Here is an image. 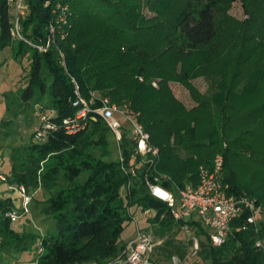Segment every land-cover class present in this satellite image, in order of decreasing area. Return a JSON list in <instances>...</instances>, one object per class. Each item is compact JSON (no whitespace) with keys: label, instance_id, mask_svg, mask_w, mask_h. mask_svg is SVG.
Here are the masks:
<instances>
[{"label":"trees","instance_id":"1","mask_svg":"<svg viewBox=\"0 0 264 264\" xmlns=\"http://www.w3.org/2000/svg\"><path fill=\"white\" fill-rule=\"evenodd\" d=\"M229 4L230 0H25L27 12L19 18L23 38L45 46L54 36L50 46L39 51L12 37L15 16L8 0H0V67L6 60L4 51L16 62L27 60L18 87L1 94L6 117L0 127L10 133V126L28 108L46 115L55 126L39 140L32 133L0 165L9 185L32 194L31 208L51 219L53 227L42 238L19 235L5 216L13 202L0 197L1 249L20 253L38 244L42 253L37 252V264L112 263L128 242L122 241L127 224L150 209L154 216L149 221L159 224L161 237L183 231V226L195 232L199 250L194 264H264V254L254 245L264 228L260 234L252 227L242 230L246 214L230 224L224 244L213 247L200 223L175 222L167 205L146 187V180L155 177H166L161 181L169 189L196 185L199 168H210L213 157L222 154V182L228 192L255 199L264 211V40H257V26H264V20L251 26L242 50H235L238 45L221 46L216 43L219 16ZM144 6L155 15H144ZM169 8L173 12L168 15ZM61 15L65 23L50 33ZM234 52L237 57H227ZM199 78L208 83L204 94L192 83ZM171 83L187 89L196 105L187 109L174 96ZM76 92L87 101L94 94L120 108L125 105L126 114L159 150L154 166L133 158L128 131L123 130L117 143L94 114H88L83 129L67 134L62 122L77 113L72 107ZM99 105L95 101L92 107ZM111 136L118 150L114 159ZM235 159L247 161L243 173L236 172ZM132 167L134 176L124 171ZM251 167L257 172L251 174ZM37 191L41 200L33 196ZM163 246L159 250L167 259L174 252L180 257L187 252L170 238Z\"/></svg>","mask_w":264,"mask_h":264},{"label":"built area","instance_id":"2","mask_svg":"<svg viewBox=\"0 0 264 264\" xmlns=\"http://www.w3.org/2000/svg\"><path fill=\"white\" fill-rule=\"evenodd\" d=\"M23 0H8L9 5L14 6V23L11 29L13 38L20 39L28 45H32L39 51H45L50 46L54 36L49 37L45 46L33 45L31 42L23 38L20 32L19 18L24 16L22 11ZM60 9V6H58ZM24 9H27L26 5ZM65 23L62 15L58 18L55 25L50 26V33L54 34L55 26ZM90 100L83 99L76 92V99L72 102V107L77 109V113L72 118L64 119L62 127L67 134H75L86 126L88 114H94V118L100 117L113 133L116 142L121 139L124 125L116 115L120 114L128 122V136L133 144V158L141 159V163L149 168L153 167L159 157L158 148L152 146L149 141V134L144 131L143 127L131 116L126 114L125 109L111 104L108 98L96 97L94 94ZM95 101L100 105L93 108L92 104ZM93 118V117H92ZM93 118V119H94ZM42 129L37 130L35 140L43 138L45 131L53 129L55 126L49 122V117L46 115L40 116ZM119 160L123 158L120 155ZM133 176L135 175L134 167L129 170ZM4 180L2 177H0ZM166 180V177H155L154 181L147 179L146 187L150 194L156 199L164 202L175 222L188 221L195 219L208 232L211 245L220 247L224 244L230 224L238 219L243 214H246L242 230L252 227L256 233L261 232L264 228V211L261 205L257 204L255 199L246 195H235L229 193V186L222 182L223 180V158L217 155L210 168L201 166L198 171V182L196 185L187 184L185 187L175 186L174 189H169L161 181ZM16 193L22 198L20 211L10 210L5 213V216L11 222H15L21 216L28 212V204L30 198L24 187H13ZM153 217L154 212L150 209L133 217L132 221L135 225V237L128 241L120 257L114 262L108 264H154L151 261V256L155 248L161 244L159 241H153L150 234L139 227L138 217ZM260 224V226H259ZM183 231L189 232L186 226H183ZM255 247L264 254V236L258 237L254 243ZM192 256L199 250L198 240L192 238L190 245ZM176 264V263H174Z\"/></svg>","mask_w":264,"mask_h":264},{"label":"rangeland","instance_id":"3","mask_svg":"<svg viewBox=\"0 0 264 264\" xmlns=\"http://www.w3.org/2000/svg\"><path fill=\"white\" fill-rule=\"evenodd\" d=\"M164 0H161L163 3ZM22 11L24 13L27 12V9H24L25 0L22 1ZM11 10L13 12L14 6L11 5ZM173 12L172 8H169L168 15ZM143 14L146 16H153L154 13L148 8V6L143 7ZM220 21L222 22L220 26V31L218 37L216 39V43H222L221 46L227 45L232 48L233 45H238L235 49L236 51L242 50L245 43H247L246 36L249 34V30L251 26H257L259 22L264 20V0H230L229 8L225 11L223 16H219ZM257 31L260 38L257 40L262 41L264 40V26H257ZM246 31V33H245ZM245 33V34H244ZM258 37V36H257ZM262 38V39H261ZM250 44V43H248ZM235 51V52H236ZM226 52V50H225ZM232 53L231 55L227 54V57L235 58L237 55ZM255 54V52H254ZM4 58H6L4 64L0 67V120L6 117L5 110H4V103L1 94L9 89H16L20 84L19 78L24 74L23 70L27 66V60L23 59L22 62H16L10 58L9 52L4 51L3 53ZM19 81V82H18ZM193 85L198 89V91L202 94L207 92L208 83L205 78H199L192 81ZM152 86L157 88V82H152ZM170 88L174 94V96L180 100L187 109L192 108L196 105V103L192 100L189 92L180 84L171 83ZM44 102L47 103V99H44ZM116 105V104H114ZM117 106V105H116ZM119 107V106H118ZM125 107V105H122ZM120 108V107H119ZM121 108V109H125ZM38 112L31 108H28L26 112L21 116L20 120H16V123L10 126V133H7L8 130L0 127V165L4 161H9L11 150L14 147H18L19 145L25 144L32 133H35L41 125V121L39 119ZM119 119H121L122 124L124 125V130L127 131L128 129V122L122 118L120 114L116 115ZM235 137V136H234ZM111 141V151L113 152V159L117 157L118 150H116L115 142L113 141L112 136L109 137ZM216 154L213 157L214 158ZM223 158V156H222ZM239 160V161H238ZM234 161L237 162L235 168L238 165V170L236 172L243 173L246 170L247 161L245 159H238ZM224 161V159H223ZM256 171L255 167H251V174H254ZM0 197L2 199L10 198L13 202V211H20L22 205V198L16 193L12 185H9L6 179V174L3 172L0 166ZM27 193V192H26ZM40 191L34 193L33 196L37 197L39 200L42 199L40 195ZM30 198V202L28 204V212L26 215L21 216L15 222H11V228L17 232L21 236L26 235H37L39 238L45 236L48 230L52 229L53 221L51 219L46 218L43 215H40L39 209L33 210L31 208L32 199L31 195L28 194ZM152 217H138L139 227L150 234L153 241L161 242L156 248L159 250L160 248L164 247L163 243L168 238L173 241V244L177 245L180 244L187 248V252L183 257H180L177 253H173L170 259H167L163 251L157 250L151 256V261L154 264H194L193 256L191 247L192 238L198 240V237L195 235L193 230L189 232L185 231H177L174 227L172 231H177L175 233L166 234L163 237L160 236V226L159 224H154L149 221ZM264 222V217L261 218ZM260 226V224H259ZM135 225L134 222H129L127 227L122 235L123 243L132 240L135 237ZM199 244V242H198ZM10 249V248H9ZM3 250L0 248V264H37L36 263V255L37 252L42 253V248L38 246V244L33 245L31 248L21 251L20 253L12 252V250ZM167 249H171L173 252L174 249L172 247H168Z\"/></svg>","mask_w":264,"mask_h":264}]
</instances>
